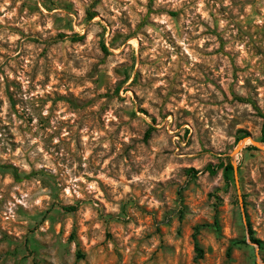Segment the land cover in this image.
Returning a JSON list of instances; mask_svg holds the SVG:
<instances>
[{
	"label": "rangeland",
	"instance_id": "rangeland-1",
	"mask_svg": "<svg viewBox=\"0 0 264 264\" xmlns=\"http://www.w3.org/2000/svg\"><path fill=\"white\" fill-rule=\"evenodd\" d=\"M263 123L264 0H0V264H264Z\"/></svg>",
	"mask_w": 264,
	"mask_h": 264
},
{
	"label": "trees",
	"instance_id": "trees-1",
	"mask_svg": "<svg viewBox=\"0 0 264 264\" xmlns=\"http://www.w3.org/2000/svg\"><path fill=\"white\" fill-rule=\"evenodd\" d=\"M94 18H95V15L92 14L91 17H90V19L93 20ZM75 39L81 40L82 38H75ZM241 101H246V100H241ZM150 133L151 132L149 131L148 134H147V137H149ZM261 134H262L261 142L264 144V123H263V126H262ZM229 167L230 168H233L232 165H230ZM14 175H15V177H16L17 180H20L21 179L19 177V175L17 174V171L16 170H14ZM76 209L77 208L76 207H73V206L66 208L67 211H76ZM195 246H196V251H197V254H198V258L201 259L203 257V250L199 246V243L197 242V240H196Z\"/></svg>",
	"mask_w": 264,
	"mask_h": 264
}]
</instances>
